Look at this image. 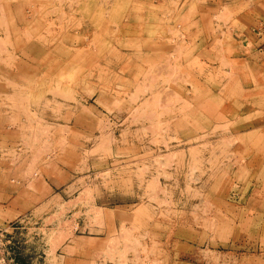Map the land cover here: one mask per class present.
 Listing matches in <instances>:
<instances>
[{
    "label": "rangeland",
    "instance_id": "374dc122",
    "mask_svg": "<svg viewBox=\"0 0 264 264\" xmlns=\"http://www.w3.org/2000/svg\"><path fill=\"white\" fill-rule=\"evenodd\" d=\"M257 3L0 0V264H264Z\"/></svg>",
    "mask_w": 264,
    "mask_h": 264
},
{
    "label": "crops",
    "instance_id": "0c3cea01",
    "mask_svg": "<svg viewBox=\"0 0 264 264\" xmlns=\"http://www.w3.org/2000/svg\"><path fill=\"white\" fill-rule=\"evenodd\" d=\"M145 4H147L146 1H144ZM264 5L262 6L261 3H257L254 6V9H263ZM261 15L263 16L262 21L264 25V10L262 11ZM250 39L255 42L253 44V51H252V56L254 59L258 60L260 56L264 54V50L262 49L261 46H264V30L261 31L260 33H252L250 34ZM258 44V46L256 45ZM15 134V135H14ZM10 140H2L0 141V175L3 176V172L5 170H8V168H11L12 164V158L8 156L10 150L16 145L18 142V137L17 133L14 130L12 134H10ZM11 171V170H10ZM65 170H62L61 177L65 178ZM63 181H60L59 179L55 180L54 183L47 184V194H50L54 189H57L59 187L60 183ZM22 187L17 190L14 188L8 189L7 193L5 196L2 197V200H0V213L5 215V219L2 220L0 218V224H10L16 222L18 218L21 216H25V214L28 212L30 208V204H28V198L25 196L26 195V183L23 182ZM43 197H40L39 200H42ZM1 217V216H0ZM9 219V220H8ZM13 219H15L13 221Z\"/></svg>",
    "mask_w": 264,
    "mask_h": 264
},
{
    "label": "built area",
    "instance_id": "2783aa9c",
    "mask_svg": "<svg viewBox=\"0 0 264 264\" xmlns=\"http://www.w3.org/2000/svg\"><path fill=\"white\" fill-rule=\"evenodd\" d=\"M4 228L3 227H1L0 226V253H1V251H2V248L4 247V241H3V239H4V234H5V230H3ZM2 262H3V260H2Z\"/></svg>",
    "mask_w": 264,
    "mask_h": 264
}]
</instances>
